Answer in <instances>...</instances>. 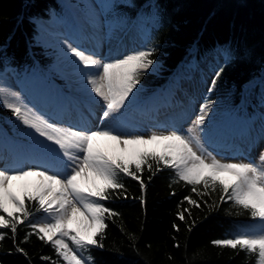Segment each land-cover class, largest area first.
Returning a JSON list of instances; mask_svg holds the SVG:
<instances>
[{
  "label": "trees",
  "instance_id": "obj_1",
  "mask_svg": "<svg viewBox=\"0 0 264 264\" xmlns=\"http://www.w3.org/2000/svg\"><path fill=\"white\" fill-rule=\"evenodd\" d=\"M106 1L100 7L104 19L124 24L138 19L145 29L146 48H155L151 58L157 69L148 70L140 81L145 94H154L170 79L179 78L193 59L215 53L220 63H209L214 73L209 88L216 79L209 95L221 108L239 111L245 104V88L254 85L253 95L264 84V0H109L105 7ZM64 2L0 0V74H21L54 59L37 36L42 21L63 13ZM218 71L219 78L215 76ZM13 116L0 101V139L13 132ZM159 167V171L155 163L152 171L144 167L140 174L146 185L143 193L140 181L121 175L125 189L117 191L123 195L113 194L103 201L118 214L106 215L107 226L102 238L98 237L103 247L92 246L83 256H90L91 264H256V254L215 246L212 241L253 229L258 218L231 201L221 203L219 189L205 190L201 184L193 192L192 185L177 182L174 169ZM185 197L199 207L189 205ZM26 206L31 215L17 225L15 239L10 229H0L5 233L0 241V264H64L51 243L41 241L29 227L45 222L46 214L36 211L34 202ZM185 210V220H180L178 213Z\"/></svg>",
  "mask_w": 264,
  "mask_h": 264
},
{
  "label": "snow or ice",
  "instance_id": "obj_2",
  "mask_svg": "<svg viewBox=\"0 0 264 264\" xmlns=\"http://www.w3.org/2000/svg\"><path fill=\"white\" fill-rule=\"evenodd\" d=\"M68 47L83 68L99 70L86 76L91 92L103 101L101 121L113 118L125 108L126 103L134 99L142 76L155 63L151 58L155 48L136 50L119 58L102 61L95 53H86L71 45ZM215 76L219 78L220 71ZM211 85L209 92L215 88L216 79L211 81ZM0 95L16 98L15 102L5 98L4 107L37 137L42 138V142L38 143L46 156L45 162L36 167L0 168V212L7 214L0 215V229H10L15 239L17 225L31 215L26 202H34L36 211H43L48 219L43 223L30 224L29 227L41 241L51 243L64 264H91L92 258H85L83 251L92 246L103 247L98 237L102 238L107 226L106 215H118L106 207L103 201L113 194L123 195L117 191L125 189L121 175L140 181L143 193L146 185L140 174L145 166L152 171L153 163L156 165L155 171L160 170L161 164L174 169L177 182L192 185L193 192H197L196 186L201 184L205 190L219 189L221 203L231 201L234 206L250 212L252 218L264 221V153L257 164L222 162L208 152L199 133L203 131L212 108L211 100H206L200 106L199 115L186 134L174 130L145 137L124 135L103 125L89 129L58 124L35 108L20 102L17 93H8L0 88ZM112 144L123 145L120 154L112 152ZM222 174L229 178H223ZM14 188L19 189V194L13 191ZM185 199L189 205L199 207L190 197ZM140 200L143 204V195ZM9 205L12 210H9ZM187 211L178 213L180 220H185ZM188 215L191 213L188 212ZM78 217L89 222L84 233L70 229ZM173 227L179 231L175 224ZM4 239L5 233L0 232V241ZM27 239L26 236L25 242ZM212 243L256 254V264H264V232L239 234ZM17 251L27 256L23 248L17 247ZM41 259L47 261L51 258Z\"/></svg>",
  "mask_w": 264,
  "mask_h": 264
},
{
  "label": "rangeland",
  "instance_id": "obj_3",
  "mask_svg": "<svg viewBox=\"0 0 264 264\" xmlns=\"http://www.w3.org/2000/svg\"><path fill=\"white\" fill-rule=\"evenodd\" d=\"M103 2L104 0H65L63 13L55 15L47 21H42L41 31L37 36L47 46L48 51L50 50L49 52L52 53L54 59L51 62L31 67L29 71L21 74L13 75L10 72L0 74V88L8 93H17L20 102L35 108L52 122L65 126L74 125L87 128L74 124V120L71 118L67 119L60 115L69 108L72 110L73 105L78 102L75 110L79 109L84 115L89 116L84 108H88L92 100H99V97L96 99L95 94L89 90L90 86L87 85L86 74L96 73L99 70L85 69L78 64L74 67L67 66L71 62L73 64L79 62L71 54L68 46L78 47L85 50L86 53H95L96 57L102 61L146 49L145 29L141 22L134 19L130 23L124 24L121 21L112 22L104 19L100 8ZM108 4L109 0L105 2V7ZM85 37L87 40L84 39ZM217 55L219 54L215 53L213 57L212 54H208L202 58L193 59L185 65L179 78L170 79L168 84L164 86L165 89L164 87L158 89L154 94H145L138 85L139 91L134 93V99L130 103H126L125 108L120 113L102 123L112 125L116 132L124 135H144L147 137L152 133L167 134L174 130L186 134L187 130L193 127V121L199 115L200 106L206 100H211L213 102L212 108L208 113L203 131L199 133L204 147L222 162L259 164L260 155L264 153V84L260 88L258 87L253 95L254 85L245 88L243 93L245 104L241 105L239 111L232 112L221 108L210 97L208 91L209 82L214 74L209 63H220V58ZM157 65L154 63L149 70H156ZM192 69L194 70L193 75L189 73L192 78H189L190 83L186 85L188 80L186 76L189 75L188 71ZM66 73L70 76L75 73L78 77L70 80V76H67ZM185 87L188 89L191 98H188L187 102H183L176 113V117L170 116L168 113H166V117L158 120L143 117V112L149 116L155 112L158 106L170 104L176 93ZM86 92L88 93L87 96L85 95ZM5 98L12 102L16 100L14 96L0 95L2 104ZM100 102L101 105L97 108L102 110L103 101ZM65 107L68 108L64 112L61 110L57 115L54 113L56 108L64 109ZM140 107L142 108L139 110ZM83 119L82 122L85 123L86 119L84 117ZM167 122H170L171 125ZM10 126L13 131L11 135H7V139H0V168L21 169L43 164L46 156L44 149L38 143V141L42 142V138L37 137L15 116H13ZM16 128L22 133L17 134ZM89 129L94 128L89 127ZM138 129L142 130L135 132ZM256 136L259 138L252 144L253 142L250 141ZM230 137H233V144L226 141ZM244 137L248 139L246 140ZM242 139L244 141L240 142ZM122 147L123 145L116 146L113 144L111 150L114 154H120ZM193 148L196 150L194 145ZM222 177L229 178L226 174H222ZM13 191L19 194L18 188H14ZM9 210H12L11 205H9ZM254 225L256 227L253 229L236 233L234 237L239 234L264 232V221L257 219ZM85 228V225L75 227L70 225V229L74 232L84 233L87 230Z\"/></svg>",
  "mask_w": 264,
  "mask_h": 264
},
{
  "label": "bare ground",
  "instance_id": "obj_4",
  "mask_svg": "<svg viewBox=\"0 0 264 264\" xmlns=\"http://www.w3.org/2000/svg\"><path fill=\"white\" fill-rule=\"evenodd\" d=\"M89 36H91V34H89ZM86 38L87 37H85L84 39H86ZM85 48H88V47L85 46ZM76 64L80 65L79 62H77V63L74 62V64L71 62L67 66L74 67ZM193 71H194L193 69L188 71V74L189 73L192 74ZM66 72L68 73V70H66ZM67 73H66V75H67ZM75 73H78V72H75ZM75 73H73V75H71V76H70V74L67 75V76H70V78H69L70 80H73V79L78 77L77 74H75ZM191 74L186 76V77H188V80L186 81V85H189V83H190L189 80L192 78ZM89 90H90V88H89ZM87 92L85 93L86 96L89 93V92L88 93ZM188 92L189 91H188V89L186 87L183 88V89L181 88V90H179L176 93L175 98L171 100L170 104H168L167 106H164V105L158 106V108L155 110V112L152 113L149 116H148L147 113L143 112V117L144 118H148V119L158 120L159 118H162L164 116L166 117V113H168L170 116L172 115V116L176 117V113L179 111L178 109L181 107L183 102H187V99L191 98V95ZM96 99H97V97H96ZM100 101H101L100 98H99V100L98 99L97 100H92L91 104L89 103L90 104L89 107L88 108L87 107L84 108L85 112L89 115L88 117L86 115H84L79 109L75 110V107H76V105H78V102H76L77 103L76 105H73L72 110L69 108L65 113H61L60 116H62L64 118H67V119L71 118L72 120H74V122H73L74 124H79L80 126L87 127V128H89V127L95 128V127H97V124H98V126L103 125L104 127H112V125L110 126V124L109 125L108 124H104V123H102L103 121L100 120V116L102 115V111H103V109L102 110L98 109L99 105H101ZM84 103H86V102H84ZM73 104H75V103H73ZM67 108L68 107H65L64 109L63 108H56L55 109L56 111L54 110V113L57 115L59 112H61V110H62V112H64V110L67 109ZM141 108L142 107H140L138 109L140 110ZM83 117L86 119L85 123L82 122L84 120ZM167 123L171 125L170 122H167ZM141 130L142 129H138L135 132H140ZM149 132L152 133L151 131H149ZM258 138L259 137L256 136L250 142H253L252 144H254L255 141L258 140ZM244 139H246V138L244 137ZM244 139H242L240 142L244 141ZM226 141H227V143L229 142V144H231L233 142V137L228 138ZM229 144H227V145H229ZM112 146H113V144L111 145V147ZM88 223L89 222L86 221L83 217H78L77 220H75L71 225H73L74 227L75 226L85 225L86 226L85 229H87Z\"/></svg>",
  "mask_w": 264,
  "mask_h": 264
}]
</instances>
